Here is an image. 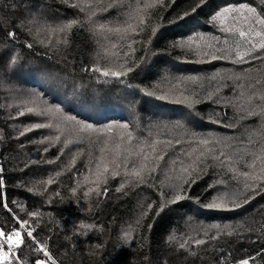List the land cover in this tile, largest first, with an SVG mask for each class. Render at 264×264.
Here are the masks:
<instances>
[{"label":"trees","instance_id":"16d2710c","mask_svg":"<svg viewBox=\"0 0 264 264\" xmlns=\"http://www.w3.org/2000/svg\"><path fill=\"white\" fill-rule=\"evenodd\" d=\"M198 2L164 0L165 6L147 8L144 5L155 0H119L108 11H102L101 6L107 7L112 0H99V4L97 0H0V178L5 181L0 187V227L11 231L19 227L14 215L29 219L30 212L40 213L30 221L36 229L34 235L48 245L57 264H238L240 259L264 250V192L246 193L255 195V199L235 211L205 207L217 192L235 190L242 179L212 157L225 152L239 159L245 152L260 151L258 146L253 149V144L261 141L264 115L248 116V105L240 92L257 88L253 108L259 113L264 60L234 64L232 53L227 51L218 53L222 58L216 60L202 54L210 51L208 44L213 49H228L234 39H239L222 31L219 19L213 22L220 13L228 16L225 27L246 22L247 27L260 31L261 26L241 19L242 12L233 15L225 9L252 7L264 19V0H206L195 13L170 23ZM130 13L132 23L137 24L135 32H98L99 23L124 26ZM141 17L144 25L138 24ZM73 19L81 23L67 34L68 43H57L62 35L52 34L49 29ZM153 27H158L154 36ZM9 32L16 33L15 40L9 39ZM200 36L206 39L201 41ZM188 41H194L191 48ZM14 55L19 62L9 68ZM254 55L264 53L258 50ZM121 65L133 71L114 78L86 70H120ZM249 81V87L242 89ZM208 93L215 95L209 99ZM33 94L40 98L39 103L60 108L63 118L60 114L51 118L18 116L26 106H34L28 104ZM184 95L202 102H175ZM166 116L183 120L191 130L181 142L170 146L173 153L177 149L181 152L182 163L158 146V152H165V159L155 173L146 174L145 182L131 181L118 193L116 188L130 178L109 177L107 184L100 185L99 193L85 195L95 184L85 183L83 178L93 177L102 158L110 162L115 157V146L121 138L126 142L131 132L134 146H147L139 136L140 126L146 118ZM49 119L60 127L19 135L26 126L47 123ZM216 120L219 123L212 122ZM125 124L127 129L120 127ZM83 125L100 131H80ZM109 126L111 132L103 131ZM57 135L61 140L52 143L49 138ZM250 137L253 144L249 143ZM202 138L211 141L208 147L212 151L197 161L204 148ZM42 140L44 143H40ZM30 151H37L35 157ZM69 152L71 158L65 156ZM244 160L249 157L244 156ZM194 162L199 169L196 174L189 177L182 173V167ZM133 163L138 166L136 157L129 167ZM48 179L54 183L47 184ZM185 179L195 183L188 186ZM210 185L215 186L209 190ZM239 187H243L242 182ZM179 191L187 193L188 198L165 203ZM5 201L8 209L4 208ZM150 204L153 207L149 211ZM81 225L93 227L90 230ZM130 225L134 228L132 240L125 244L123 236ZM212 225L243 228L239 235L222 233L210 239L217 235L216 230L207 236L204 231ZM173 235L176 239L169 241ZM189 238L204 239L206 243L180 249L179 244ZM25 239L33 250L21 249V264H35V259L44 258L43 254ZM252 264H264V257L257 256Z\"/></svg>","mask_w":264,"mask_h":264},{"label":"snow or ice","instance_id":"6c2138e0","mask_svg":"<svg viewBox=\"0 0 264 264\" xmlns=\"http://www.w3.org/2000/svg\"><path fill=\"white\" fill-rule=\"evenodd\" d=\"M119 2V0H112V3H110L107 7L101 6L102 11H108V8H111L115 5V3ZM97 3L99 4V0H97ZM206 3V0H199L198 3L195 4L194 7L191 8V11H184L182 15H177L176 19L171 21L170 23H177L181 20H184L186 17L191 15L192 13H195L198 8H200L202 5ZM74 7H77L78 5H73ZM147 8H153V7H160L165 6L164 0H155V3H149L144 5ZM225 12H230L233 15L236 12H242L244 15L241 17L244 21H252L256 25L261 26L260 31H256L254 27L249 25L247 29L245 30L242 27H225V21L228 19V16H226L224 13H220L218 17L213 18V22H215L217 19H219V23L221 25V30L224 32L232 33L233 36H237L239 39L233 40V46L228 49H222V48H214L213 45L208 44L207 48L210 49V51H203V55L205 57L211 56L212 60L220 59L222 58V55H218V53L222 54L224 52H230L232 53V63L234 64H244L249 63L250 61L254 59H261L264 60V55H254V53L259 52L264 53V19H261L259 16L256 15V9L252 7H246L245 9H225ZM92 15H95V12L92 13ZM133 14H129V20L125 21V25L121 27H116L112 25H107L105 23H99L98 24V32H106L108 34L112 33H121L127 34L128 32H135L137 29V24L132 23L133 20ZM91 19V17H89ZM81 22L77 21L75 19L65 22L64 24H58L54 27H51L50 33L62 35V40H58L57 43H64L65 45L68 43V33H70L74 27L78 26ZM96 23V22H93ZM233 23L236 24L237 20L235 17L233 18ZM139 25L145 24V19L141 17L138 21ZM158 27H153L151 29V32L153 36L157 33ZM8 37L10 40H15L16 33L15 32H9ZM258 38V39H256ZM206 38L204 36H200L199 40L203 41ZM194 41H188L187 44L191 48ZM31 46V45H29ZM131 46V45H130ZM184 45L182 44L181 47ZM19 62L18 56H12L10 58V62L8 67L14 68V66ZM88 71L98 72L103 77H125L128 75V73L133 71L132 67H127L126 70L124 69V66H120V70H111L109 68L101 69L100 67H94L91 69H86ZM215 79V77H213ZM237 80H239V77H236ZM195 83V81H193ZM251 81L246 82L244 85H242V89H247L249 87V84ZM257 88L252 87L251 91H241L240 95L244 98L245 102L248 105L247 109V115L248 116H257V115H264V83H260V90H259V100L262 102L261 105H258L260 107V112L257 113L254 108L253 104L256 99L257 94ZM151 95V93H149ZM215 95V93H208V98L211 99V97ZM159 99H165V96L158 97ZM40 98L33 94L32 99L28 101V104L34 105V106H26L24 110L20 111L18 113V116H24L25 114H34L39 117H48L51 118L53 116H56L57 114H60V108H51L47 105L41 104L38 101ZM176 103H184L189 105H195L196 103H201L202 101L196 99L193 100L189 96L184 95L183 99L175 101ZM214 103H219L220 101H213ZM241 111H244L243 108L240 109ZM18 118V117H17ZM243 119V117H241ZM213 123H219L218 120L212 121ZM59 128V124H54L52 119H49L47 123L42 122H36L32 123L24 128L23 131L19 133L20 136L26 135L28 132L43 129V128ZM120 127L127 129V125H121ZM231 127V125H229ZM80 131H100L93 129L91 125H83L80 128ZM106 132H111L112 127L109 126L107 129L103 130ZM52 143L59 142L61 140V136L57 135L53 138H49ZM133 136L131 132L127 133V140L126 142L121 138V143L117 144L115 146V157L109 162L106 159L101 160L100 164L97 165V169L95 173L93 174V177L90 178L88 176H85L84 182L85 183H92L95 184V187H92L89 189V192H86L85 195H89L90 193H99L100 185L101 184H107L109 177L115 178L117 176L123 175L124 177H128L129 179H125L121 185L116 188V192H121V190L125 187L126 184L130 183L131 181H137L139 183L145 182V176L146 174L155 173L157 171V167L159 166L160 161H163L165 159V152H158V145H164L167 144L169 146H174L172 144V141H153L150 142L147 146H144L143 144H137L133 145ZM180 141L177 140L176 143L178 144ZM40 143H44V141H40ZM70 143V142H69ZM211 143L209 139H201L200 144L204 146L203 150L200 153V156L197 157V161H201V158L205 156L208 152H211L212 149L208 147V145ZM249 143L253 144V140L250 137ZM68 144L66 143L64 147L66 148ZM259 147L260 151L257 153L256 151H249L245 152L243 155L239 157V159L232 154H228L225 152H221L220 155L213 156L212 159L215 161H218L222 167H227L229 171H231L234 176L242 178L241 180H238V186L235 190H229L227 192H217V194L212 198V200L205 205V207L209 209H215V210H223V211H235L237 209H240L244 207L245 205L249 204L253 199H255V195H245L246 193L253 192L257 195L260 192H264V133H262L261 141L258 145L253 144V149L256 147ZM45 152L48 151L47 148L44 149ZM61 152H63V148L60 149ZM244 156L249 157V160H244ZM121 157L122 160H121ZM133 157H136L139 161L138 166L137 164L133 163L131 167L130 161ZM155 161V164L152 162ZM259 162V163H257ZM175 163V161H173ZM238 165H240L238 167ZM123 168V171L121 169ZM259 168V171L257 172L256 169ZM251 169V171L247 170ZM182 173L187 174V176L191 177L194 174H196L199 169L196 166V162L193 163V165H190L188 167H182L181 169ZM242 182L243 187L240 188L239 185ZM54 183L53 179H48L47 184ZM184 183L188 186H190L192 183H195V180H188L185 179ZM217 183H223V181H217ZM5 181L0 178V187L4 186ZM215 185H210L209 190L213 188ZM75 188L73 189V192H75ZM104 195H107V191L104 192ZM188 198L187 193H184L182 191H179L175 194L174 198L170 201H165V203H176L180 200ZM153 205H148L149 211L152 209ZM4 208L8 209V204L5 201L4 202ZM163 210V207H161L157 211V216L159 215L160 211ZM11 211V209H9ZM143 214V213H142ZM29 219H21L19 216L14 215L15 223L19 225L18 228L13 227L11 231H6L5 228L0 227V264H21V256L20 251L22 248L27 247L30 251L33 249L26 244V239L28 238L35 244L34 250L37 253L43 254V259L37 258L35 259V264H57V260L54 258V256L51 254L49 247L46 243H41L37 239V237L34 235V232L36 231L35 228H33L32 223L30 221L36 220L37 217L40 216V213L38 212H30L28 214ZM39 223V221H36ZM137 224H139V221H137ZM82 228L92 229V225H81ZM151 227V225H149ZM240 228H243V225L240 226H232L231 228H221L219 225H212L209 228L205 229L204 234L207 236L208 232L212 231L213 229L216 230L217 235L210 237V239H217L218 236L222 233H226L228 236L232 235H239ZM249 231L252 230L251 227L248 229ZM134 231V228L130 225L129 229L125 232L123 236L124 243L127 244L129 241L132 240V232ZM176 237L169 236L168 240L172 241L175 240ZM195 244L196 246H201L206 243L204 239H194L189 238L187 240H184L179 244L180 249L187 248L190 244ZM257 256L264 257V250L257 253ZM257 256H253L250 258H242L238 261V264H252L257 259ZM221 264H224L223 261H221Z\"/></svg>","mask_w":264,"mask_h":264},{"label":"rangeland","instance_id":"374dc122","mask_svg":"<svg viewBox=\"0 0 264 264\" xmlns=\"http://www.w3.org/2000/svg\"><path fill=\"white\" fill-rule=\"evenodd\" d=\"M258 26V25H257ZM242 27L245 30L247 29L246 22H243ZM60 117L63 118V115L60 114ZM191 130L183 124V120L181 119H174L172 117H160L159 119L150 120L148 118L145 119L143 124L139 128V136H141V140L145 142V145H148L150 142L153 141H172V144H176V141L183 139L185 135L190 133ZM92 136V135H91ZM47 144L39 145L45 147ZM50 145V144H49ZM36 148L37 145L32 144ZM163 149L168 151V157H176L179 163H182L184 160L180 159L182 155L181 152L177 149L174 153L171 151L170 146L167 144L158 145ZM25 147V144L23 148ZM32 149V147H31ZM32 157H35L37 151L34 153H29ZM65 156L67 158H71L72 154L66 153ZM147 205V202L144 201V207Z\"/></svg>","mask_w":264,"mask_h":264}]
</instances>
